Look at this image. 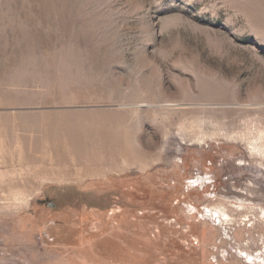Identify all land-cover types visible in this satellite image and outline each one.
I'll use <instances>...</instances> for the list:
<instances>
[{"label": "rangeland", "instance_id": "1", "mask_svg": "<svg viewBox=\"0 0 264 264\" xmlns=\"http://www.w3.org/2000/svg\"><path fill=\"white\" fill-rule=\"evenodd\" d=\"M236 1L0 0V60L32 51L95 92L13 102L51 70L0 84V129L8 115L114 110L159 154L64 176L0 132V264H264V33Z\"/></svg>", "mask_w": 264, "mask_h": 264}, {"label": "bare ground", "instance_id": "2", "mask_svg": "<svg viewBox=\"0 0 264 264\" xmlns=\"http://www.w3.org/2000/svg\"><path fill=\"white\" fill-rule=\"evenodd\" d=\"M238 4L247 14L249 22L264 33V0H243ZM0 55V58L3 57L1 51ZM36 58L38 59L33 57L32 51H27L16 56L11 62L1 59L7 63L0 60V84L21 87L32 85L39 80L44 81L45 77L40 71H53V68L48 66L51 61L47 65L42 64L40 57ZM5 71L12 73L9 77L8 74H1ZM91 84L92 81L85 78L69 77L53 71V76L45 84V90L34 91L35 93L32 90L25 91L15 97L13 102L18 103L29 95L30 100H34L38 97L34 95L38 94L39 98L46 102H50L51 96L54 95L57 96L58 103L84 101L94 97L95 92L91 91ZM104 91L101 89L99 93L102 98L107 97ZM113 112L77 109L33 112L22 116L8 115L2 120L9 126L4 125L0 132L18 138L22 157L31 162L44 160L40 170L64 176L72 173L98 176L107 171H120L133 166L146 167L158 158L159 154L152 146L140 147L138 143H132L131 132L122 129V125L115 122Z\"/></svg>", "mask_w": 264, "mask_h": 264}]
</instances>
